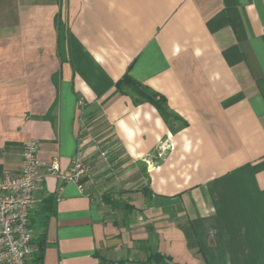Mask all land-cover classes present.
Returning a JSON list of instances; mask_svg holds the SVG:
<instances>
[{
  "label": "crops",
  "instance_id": "1",
  "mask_svg": "<svg viewBox=\"0 0 264 264\" xmlns=\"http://www.w3.org/2000/svg\"><path fill=\"white\" fill-rule=\"evenodd\" d=\"M30 139L42 264H264V0H0V176Z\"/></svg>",
  "mask_w": 264,
  "mask_h": 264
},
{
  "label": "built area",
  "instance_id": "2",
  "mask_svg": "<svg viewBox=\"0 0 264 264\" xmlns=\"http://www.w3.org/2000/svg\"><path fill=\"white\" fill-rule=\"evenodd\" d=\"M30 139L20 144L21 164L14 174L3 171L0 176V264H30L34 253L33 230L30 223V209L34 193L45 174L38 171L40 162L36 158L40 144ZM172 147L169 140H161L156 146V157L162 158L164 151ZM59 161L53 157L47 174L61 182H74L82 189V178L89 177L88 165L78 149L66 172L59 170Z\"/></svg>",
  "mask_w": 264,
  "mask_h": 264
},
{
  "label": "trees",
  "instance_id": "3",
  "mask_svg": "<svg viewBox=\"0 0 264 264\" xmlns=\"http://www.w3.org/2000/svg\"><path fill=\"white\" fill-rule=\"evenodd\" d=\"M127 87L133 94H135L138 99L144 100V101H149L151 102L157 109L159 114H161L164 117H167L168 111H167V106L165 104V100H163L162 97L158 96L156 93L152 92L148 88H144L143 85H140L138 82L130 78L128 74H125L122 76V78L117 82V89L123 91L124 88ZM52 201L49 200V203ZM48 209V213L51 212V209ZM30 223H31V218H30ZM32 226V223H31ZM44 235V230L41 228L37 234H34L33 236V246H34V253L30 259V264H42V256H41V251L43 250L42 248L44 247V242H45V236ZM156 261L162 260L165 262V258L160 257L159 255H154L153 256ZM161 264V263H159Z\"/></svg>",
  "mask_w": 264,
  "mask_h": 264
},
{
  "label": "rangeland",
  "instance_id": "4",
  "mask_svg": "<svg viewBox=\"0 0 264 264\" xmlns=\"http://www.w3.org/2000/svg\"><path fill=\"white\" fill-rule=\"evenodd\" d=\"M100 159V158H99ZM105 160H103V162H104ZM86 163V162H85ZM87 164V163H86ZM110 164V163H109ZM88 165V164H87ZM111 165V164H110ZM89 166V165H88ZM113 172V171H112ZM89 176H90V170H89ZM111 177L113 178L112 179V181L110 182V183H113L114 185V191L115 190H117V189H119V187L122 185V183L120 182V176L118 175V172L117 173H115V171H114V173L111 175ZM86 178H89V177H86ZM83 179V178H82ZM115 181L116 182H118V183H115Z\"/></svg>",
  "mask_w": 264,
  "mask_h": 264
}]
</instances>
